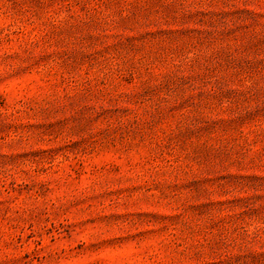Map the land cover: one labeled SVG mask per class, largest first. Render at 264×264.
Segmentation results:
<instances>
[{"label": "rangeland", "instance_id": "374dc122", "mask_svg": "<svg viewBox=\"0 0 264 264\" xmlns=\"http://www.w3.org/2000/svg\"><path fill=\"white\" fill-rule=\"evenodd\" d=\"M0 264H264V0H0Z\"/></svg>", "mask_w": 264, "mask_h": 264}]
</instances>
